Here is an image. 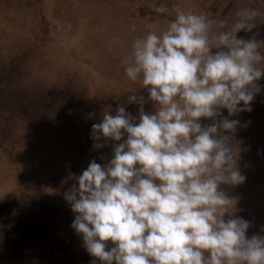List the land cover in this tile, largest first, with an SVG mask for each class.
I'll return each instance as SVG.
<instances>
[{
    "label": "clouds",
    "instance_id": "obj_1",
    "mask_svg": "<svg viewBox=\"0 0 264 264\" xmlns=\"http://www.w3.org/2000/svg\"><path fill=\"white\" fill-rule=\"evenodd\" d=\"M154 11L172 15L165 4ZM232 17L218 30L215 18L177 9L165 31L137 37L123 57L147 99L128 96L138 117L119 106L92 125L95 149L116 142L112 158L91 161L64 193L72 228L101 264H264V236L248 238V221L225 219L234 200L220 190L246 180L234 142L240 121L228 117L251 111L264 75V41L237 38L264 12ZM149 101L155 110L145 112Z\"/></svg>",
    "mask_w": 264,
    "mask_h": 264
},
{
    "label": "rangeland",
    "instance_id": "obj_2",
    "mask_svg": "<svg viewBox=\"0 0 264 264\" xmlns=\"http://www.w3.org/2000/svg\"><path fill=\"white\" fill-rule=\"evenodd\" d=\"M161 4L172 15L157 14ZM238 8L264 12V0H0V264H101L72 228L64 193L91 161L112 158L116 142L95 149L92 125L119 106L138 117L128 96L147 99L123 57L137 37L165 31L177 9L215 18L223 30L219 21L231 24ZM253 37L264 41V18L237 33ZM256 83L251 111L221 110L240 121L234 142L246 177L220 186L234 200L225 219L248 221V238L264 236V75Z\"/></svg>",
    "mask_w": 264,
    "mask_h": 264
}]
</instances>
